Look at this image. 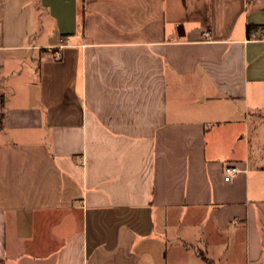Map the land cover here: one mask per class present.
I'll return each instance as SVG.
<instances>
[{"label":"crops","instance_id":"crops-1","mask_svg":"<svg viewBox=\"0 0 264 264\" xmlns=\"http://www.w3.org/2000/svg\"><path fill=\"white\" fill-rule=\"evenodd\" d=\"M3 108L0 264H264V0H0Z\"/></svg>","mask_w":264,"mask_h":264},{"label":"built area","instance_id":"built-area-1","mask_svg":"<svg viewBox=\"0 0 264 264\" xmlns=\"http://www.w3.org/2000/svg\"><path fill=\"white\" fill-rule=\"evenodd\" d=\"M63 40V39H62ZM64 44H61L59 48H62ZM56 57H60L62 52L60 49L55 51ZM225 171V179L230 180L233 176H235L239 172V168L233 163H227L224 168Z\"/></svg>","mask_w":264,"mask_h":264},{"label":"trees","instance_id":"trees-1","mask_svg":"<svg viewBox=\"0 0 264 264\" xmlns=\"http://www.w3.org/2000/svg\"><path fill=\"white\" fill-rule=\"evenodd\" d=\"M259 25L258 24H255V23H249L247 25V33L248 35H251L254 28L258 27ZM5 114H6V111H5V108L2 109V111L0 112V128H3L4 127V117H5Z\"/></svg>","mask_w":264,"mask_h":264},{"label":"rangeland","instance_id":"rangeland-1","mask_svg":"<svg viewBox=\"0 0 264 264\" xmlns=\"http://www.w3.org/2000/svg\"><path fill=\"white\" fill-rule=\"evenodd\" d=\"M200 247L203 248L205 251H207L203 245H200ZM208 249H209V252H205V253H207L208 255H213L212 254V253H214L213 249H211V248H208ZM203 262H204V264H209L208 262H205V261H203Z\"/></svg>","mask_w":264,"mask_h":264}]
</instances>
